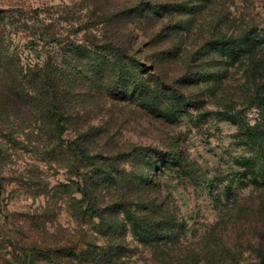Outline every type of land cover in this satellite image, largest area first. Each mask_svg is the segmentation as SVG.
<instances>
[{
	"label": "rangeland",
	"instance_id": "rangeland-1",
	"mask_svg": "<svg viewBox=\"0 0 264 264\" xmlns=\"http://www.w3.org/2000/svg\"><path fill=\"white\" fill-rule=\"evenodd\" d=\"M84 1L0 0V93L14 74L95 78L53 91L58 134L32 85L0 110V264H264V0H107L126 7L114 70L102 34L75 52L104 32ZM139 184L166 210L148 230L122 205Z\"/></svg>",
	"mask_w": 264,
	"mask_h": 264
},
{
	"label": "trees",
	"instance_id": "trees-1",
	"mask_svg": "<svg viewBox=\"0 0 264 264\" xmlns=\"http://www.w3.org/2000/svg\"><path fill=\"white\" fill-rule=\"evenodd\" d=\"M84 2H86V5L88 7H91V9L86 10V15H84L81 19L83 24L85 25V28L87 27L86 29L92 28L94 30H97L99 27H101L100 29L104 28V32L102 33L100 31H95V33H91L87 30L88 32L85 33V39H83L79 44L73 43V45L77 47L75 48V52L78 55H96V47L98 48V46L106 44V54L110 53L116 55L114 59L115 63L111 62L110 68H116L115 66L118 65L122 69V66H124V59H122L120 55H125L124 52L126 48H124V46L126 45V7L123 9H109L110 6L106 5L108 3L107 0H85ZM138 11H135L137 12V15L133 17H137L139 15L141 16V11H139V13ZM40 21H42V19H40ZM37 22H39V20H37ZM101 34L104 41H107V43L98 45V39L96 38L98 36H101ZM118 55L120 56V58ZM0 58H3L4 61L8 59V54L3 49V44H0ZM121 69L118 70L121 71ZM115 78H119L123 81V78L122 76H120V74ZM10 80L6 84V86H4V90H2V92L0 93V110H2V112H5L9 111L11 107L16 109L22 107L19 105L21 96L18 93V88H21L24 85H32V87H30L31 91H35L36 93H34V96L31 99V101L33 102L32 105L37 109L39 113H43L42 115H44L45 117L40 115L42 118H47L51 120V122L55 121L54 124L56 125V128L52 127V132L55 134H58L61 126L60 122H62V119L59 116L62 109V100L61 97L59 98V95L58 97L56 96V93L58 91H61L62 89H64L63 91L67 92V90L72 89L73 87L84 86L87 85V83L93 84L95 82V78L88 75H85V78L83 79L77 78L75 76L67 78L64 76L56 75H35L27 79L24 75L14 74L11 76ZM121 80L119 81L121 82ZM44 89L47 91H43ZM53 91H56V93H54ZM84 188V190L86 191L84 192L85 197L87 195L88 189L87 187ZM149 192H151L150 187H147L146 185L144 186L142 184H139L136 187H132L131 189H129V191L126 190L125 197L127 201L136 199V204H138L136 211L134 209L128 208L127 203L125 206V202H122L123 208L126 211V218L131 222H135L134 219L140 221L138 223H142L143 227L141 226V228L143 230L152 229L153 223H156L158 226L166 219V210L162 209L157 203L154 202V197L150 202H148L147 200H143V196ZM138 202H140V204ZM151 236L152 235L148 231H146V233H144L141 238L144 240L149 238L148 240H150ZM165 236L170 237L169 234H166ZM88 246L90 245L88 244ZM102 254L105 259L104 257L99 256L98 261H96L97 264H108L109 261H111L110 258L119 255L120 252L117 255L116 253L114 255L113 252H102Z\"/></svg>",
	"mask_w": 264,
	"mask_h": 264
}]
</instances>
